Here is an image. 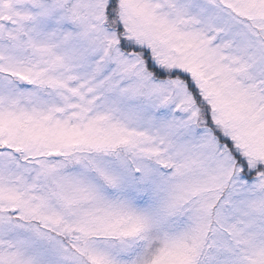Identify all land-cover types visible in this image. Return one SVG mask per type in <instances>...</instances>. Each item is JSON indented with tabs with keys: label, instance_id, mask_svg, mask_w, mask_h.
<instances>
[{
	"label": "snow or ice",
	"instance_id": "1",
	"mask_svg": "<svg viewBox=\"0 0 264 264\" xmlns=\"http://www.w3.org/2000/svg\"><path fill=\"white\" fill-rule=\"evenodd\" d=\"M0 264H264V0H0Z\"/></svg>",
	"mask_w": 264,
	"mask_h": 264
}]
</instances>
